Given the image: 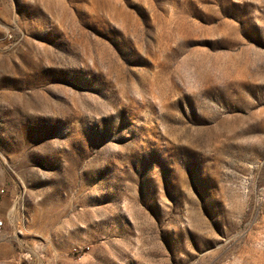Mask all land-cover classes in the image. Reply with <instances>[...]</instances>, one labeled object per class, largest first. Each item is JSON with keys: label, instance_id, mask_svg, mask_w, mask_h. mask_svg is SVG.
<instances>
[{"label": "rangeland", "instance_id": "1", "mask_svg": "<svg viewBox=\"0 0 264 264\" xmlns=\"http://www.w3.org/2000/svg\"><path fill=\"white\" fill-rule=\"evenodd\" d=\"M0 264H264V0H0Z\"/></svg>", "mask_w": 264, "mask_h": 264}, {"label": "crops", "instance_id": "2", "mask_svg": "<svg viewBox=\"0 0 264 264\" xmlns=\"http://www.w3.org/2000/svg\"><path fill=\"white\" fill-rule=\"evenodd\" d=\"M4 191H5V183H4V178L2 176H0V196H1V200L0 202L3 201L4 198ZM0 219L4 222V220L2 219V217L0 216Z\"/></svg>", "mask_w": 264, "mask_h": 264}, {"label": "built area", "instance_id": "3", "mask_svg": "<svg viewBox=\"0 0 264 264\" xmlns=\"http://www.w3.org/2000/svg\"><path fill=\"white\" fill-rule=\"evenodd\" d=\"M0 200H1V196H0ZM2 224H3V221L0 219V228H1Z\"/></svg>", "mask_w": 264, "mask_h": 264}]
</instances>
